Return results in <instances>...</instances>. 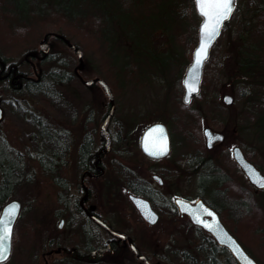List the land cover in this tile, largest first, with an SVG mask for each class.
<instances>
[{
  "label": "rangeland",
  "instance_id": "obj_1",
  "mask_svg": "<svg viewBox=\"0 0 264 264\" xmlns=\"http://www.w3.org/2000/svg\"><path fill=\"white\" fill-rule=\"evenodd\" d=\"M38 1L41 3V0ZM49 1V5L54 2ZM76 4L85 6L87 3L79 0ZM108 4L112 10L116 11L115 1H110ZM165 5L173 11L171 18L167 15ZM33 7L36 8L35 4ZM13 8L11 0H0V50L6 54H20L25 47L37 44V41L49 31L55 30L63 33V30L58 28L60 26L58 23L64 26L67 23L51 20L48 15L43 17L35 8L33 9L35 11L30 12L28 17L23 18L9 13ZM195 10L194 0H142L134 4L133 18L127 15L128 19L120 20L119 25L123 27L122 32L119 31L118 24L113 25L114 29L118 30L115 32L117 38H114V42L115 46H118L119 57L115 62L110 56L112 50L108 47V40L101 34L98 37L94 33H88L89 30L66 28L65 32L68 35L82 37L84 69L79 70L80 60L74 51L61 48L62 43L53 40L55 43L53 50L62 49L64 59L37 62V66L40 72L50 67L59 69L65 66L74 74L70 82L60 87L63 92L62 104L57 105L43 95L27 96L21 104L30 106L50 121L66 123L73 129L75 137L72 142V152L64 172L72 185L71 194H74L80 192L81 172L77 163V145L82 128L85 127L83 119L92 116L94 120L89 121L86 126L87 128L97 127L99 133L102 117L109 103L104 89L99 84L88 86L82 79L97 76L104 78L111 86L117 105V111L110 124L111 134L114 136L118 131L126 132V127H129L128 123L132 122V119H134L133 123H136V129L132 143L124 145L121 141L123 145H119L113 139L109 151L103 158L106 171L101 176V181L109 182V184H103L102 207L99 205V210L111 219L114 227L130 230L135 235L138 245L151 255V261L154 264H165L159 260V257L172 264H178L185 257L184 249L187 251L190 249L195 254L196 245L199 242L198 237L185 228L182 233L184 241L173 243L172 240L174 239L175 242L176 236L172 235L175 232L172 228L176 226V221L171 226V218H163L157 224L150 226L142 219L128 197L130 190L127 189V184H111L113 182H110L116 174V162L123 160L121 155L129 160V162L123 160L125 165L136 166L142 175L149 173V165L153 162L142 155L139 144L140 136L146 125L163 119L171 128L173 151L168 159L160 160L157 164H166L171 168L178 164L179 170L183 172V178L176 180L174 176L169 180L177 184L179 182L184 186L193 181L187 165L194 158L204 157L210 160L206 163V167L198 172V176L201 171H208L211 167L215 172L226 174L227 180L223 184H225L227 193L233 202L242 203V206L236 207L237 213L231 214L226 211L225 219L249 253L257 259L259 264H264V189L255 190L233 154V146L241 145L248 158L264 173V139L260 138L258 133L249 136L245 132L257 116L264 113V102H254L253 105L247 101L248 96L240 94L242 88L245 87H242L237 82V76H234L236 66L234 49L232 46L227 47V42L234 45L237 41L232 42L235 40L223 37L218 40L215 47L221 52V55H216L220 57V65L216 68L213 66V69L219 71L220 83L218 86L211 84L213 88L209 87V82L203 85V95L199 98L193 97L190 103L195 109L203 110L202 119L195 118L190 122H185L184 110L181 111L180 103L184 94L182 78L192 60L202 19L195 15ZM15 19L18 21L14 25L20 26L18 32L10 26ZM168 48L177 49L180 52L173 51L175 56L167 52ZM138 56L140 59L137 60ZM168 57H175L177 59L175 64H172L171 68L160 66V63ZM128 62H130L129 67L123 69L125 63ZM24 68L31 70V65L24 64ZM76 71L82 78L77 75ZM2 85L4 84L1 82L0 91L6 92ZM226 92L235 97V103L232 106L225 104L222 99ZM10 110L11 107L7 106L5 116L0 121V136H3L9 147L13 148L12 151H20L26 157L32 149V143L23 137L25 129L22 131V127L18 124L15 115H11ZM75 116L82 117V120L75 121ZM223 125L228 130L227 136L225 135L224 140L218 141L212 148H207L204 128L210 126L225 134ZM29 166L31 171L27 173H32V179L24 180L11 196V198L22 200L23 205L20 218L14 228L11 257L6 264H45L44 257L49 259L51 264H67L69 259L66 263L58 261L63 259L64 252L50 255L48 251L56 249L57 241L62 239L64 243L67 242L66 238L71 239L73 244L79 242V228L84 221V216L79 213L75 216L66 213L64 202L59 200L60 189L53 184L54 181L50 175L35 160L31 161ZM202 175L206 173L200 174V180ZM24 178H27L26 174ZM214 178L219 179L220 177L216 175ZM195 181L197 185H201L198 184L196 178ZM179 190L185 194L189 192L183 186ZM229 204L236 205L232 202ZM241 208L244 209V213L239 215ZM69 216L75 217L74 220L69 221ZM63 217L66 220L60 227L59 222ZM98 233L100 238L109 236L105 231H98ZM169 246L180 249L177 252L165 251L163 255L160 251ZM106 257L102 264H143L137 259H132L130 253L128 254V249L124 246H120L118 252L106 255ZM168 262L167 264H170Z\"/></svg>",
  "mask_w": 264,
  "mask_h": 264
},
{
  "label": "flooded vegetation",
  "instance_id": "obj_2",
  "mask_svg": "<svg viewBox=\"0 0 264 264\" xmlns=\"http://www.w3.org/2000/svg\"><path fill=\"white\" fill-rule=\"evenodd\" d=\"M65 38H67L69 42L66 41ZM53 40L59 41L60 43H62L61 48H68L69 51H74L77 56L78 52L75 47H78L82 51V55L84 58V52L82 48L77 45V43L73 42V40H70L62 32L55 30L49 31L48 33L44 34L37 41V44H32L31 46L25 47L24 50L18 55H12V53L6 54L0 50V83L2 82V84H4L2 86L6 90V92L0 91V107L2 112L0 121L5 116V110L7 106H10L11 115H15L16 120H18V124L22 127V131H24L25 129V131L23 132V137L30 140L32 143V149L31 151H29V153H27L26 157L24 153L16 151L20 153L23 157V162L25 165L22 171H24L25 173L31 171L29 166L31 161H37L40 167L50 175L52 181H54L53 184H56V186L59 187V200L64 202L65 212L74 214V216L78 213L84 216V221L82 222V225L79 228V242L73 244L71 243V239L68 240L66 238V243L70 242L69 244H66L63 242V239L59 241L56 240L59 245L57 244L56 249L53 248L48 251V253L52 255L54 253L59 254L64 252L63 259H60L58 261H63L66 263L69 259L67 264H73L72 262H75L76 264H102L104 258H107L106 255L114 254L120 250V246H124V248L128 249V254L130 253V257L132 259H137L140 263L143 264H147V261L154 264L151 261V255L148 252L144 251L141 246L138 245L139 243L136 241L135 235L131 233L130 230H122L116 226L114 227V224L111 222V219L108 216L104 215L98 208L99 205L102 207L101 200H103V184H109V182H102L101 176L106 171V166L105 162L103 161V158L110 149L111 141L115 139V141H117L119 145H123L121 144V141L124 142V145L132 143L136 129V123H133L134 119H132V122L128 123L129 127H126V132L122 133L118 131V133L114 134V136L111 134L110 124L113 121L114 114L117 111L115 96L113 104L109 100L107 110L102 117L99 133L97 131V127L87 128L86 126L89 121L92 122L94 120L92 116L90 118L85 117L83 119V124L85 125V127L82 128V133L77 145V163L78 168L81 172L79 182L80 192H76L74 194H71L72 185L70 184V180L64 172V170L67 168V165L69 163V156L72 152V142L75 137L73 129L66 123L63 124L61 122L55 123L53 121H50L45 118L42 114H38L37 112H35L30 106L21 104L27 96L36 97L43 95L51 99L44 93H38L37 91L30 89L28 83L31 80L40 79L41 72L39 71L37 62H46L49 59H64V56H62V49L58 51L53 50L55 44ZM71 44H73L74 46H72ZM27 63L31 65V70H26V68H24V64ZM83 69L84 67L79 70ZM69 72L72 74L73 78L74 74L71 72V70H69ZM76 73L77 75H79L77 71ZM79 76L82 78L81 75ZM82 80L88 86L99 84L104 89L103 85H101V83H99L98 81H95L92 84H87V79ZM63 85L65 84H60L56 86L58 95L57 97L56 95H54L55 100L51 99L57 105H61V101H63V92L60 89V87ZM55 92L54 94H56ZM113 106L114 111L111 114L106 130L104 131V121L108 112ZM74 120H82V117L75 116ZM156 121L166 122L163 119H158ZM148 125H146V127ZM167 125L171 137L170 152L162 157H152L147 155L141 148V134L139 144L142 155L146 159L153 162L152 165H149V173L146 175H142L137 170L138 168L136 166L133 167L129 166L128 164L125 165L123 163V160H125L126 162H129V160L125 159L124 156L121 155L123 160L121 159L122 161L116 162V174L115 176H113L110 182H113L111 184H127V189L130 190V192L128 193V197L133 202L134 206L140 213L142 219L146 221L150 226L157 224L158 222L163 220V218H171V226L176 221V226H173L172 228V230H175L172 235L176 236L175 242L174 239L172 240L173 243H179L184 241L182 233H184L185 228L188 232L190 231V233L198 237L199 242L196 245L197 248L195 254H193L192 250L190 251V249L188 251L184 249L183 254L185 255V257L182 258V261H179L178 264H216L212 259L214 254V256L218 258L219 264H231L230 249L227 246L221 244L217 240L214 232L207 227V225L214 219L212 213L207 210L209 208L210 210L214 211L217 214V217H219L220 221L225 225V227L231 233L234 234L227 220L225 219V212L229 211L231 212V214L237 213V208H240L242 206V203L233 202V199L230 198V196L228 195L225 184H223L227 180L226 174H223L221 172H215L214 170H212L213 167H211L208 171L200 172V174L206 173V175H208V180H200V174L198 176V172L200 170H203L204 167H206V163L210 162L209 159L204 157L194 158L187 165V167L190 168V177L193 180L190 181L191 184H187L184 186V184H180L179 182L177 184L169 180L174 176L176 177V180L178 178L181 180L183 178V172L179 170L180 168L178 167V164L174 166V168H171V166H168L166 164H157V162L160 160L168 159L171 155V152L173 151V139L171 128L168 123ZM105 132H108V136L105 135ZM41 134H43V136L47 135V141L50 140L48 141L49 148H45V152L49 157H52L54 161H57V163H59L53 166L55 169L52 170V172H48L47 170H45L43 168V165L40 163L39 159L36 157L39 152V143H35L34 140H40ZM1 138L4 139L3 136ZM87 138H91L93 143L91 146V152L88 157L89 159L86 162L82 159L81 145L83 141ZM56 139L61 142L60 147H58L57 149L56 144L53 143ZM98 141H100L99 144ZM7 146L8 150L11 151L10 153L17 155L16 152L12 151V147H9L8 144ZM57 156L58 158H56ZM27 160L29 162H27ZM202 162L204 163L202 164ZM240 168L242 169L241 166ZM216 175L220 177V180L214 178L216 177ZM245 175L247 176L246 173ZM195 178L198 184L201 185L196 184ZM120 179H122L123 181H121ZM116 180H118V182H116ZM215 180L217 181L216 183ZM252 185L254 186L256 191L264 189L257 187L255 184ZM182 186L189 191L187 194H185L184 192H180L179 188ZM117 192L119 191L117 190ZM131 195L142 196L147 198L151 202L152 207L158 213V219L155 222L146 219L134 203L133 199L131 198ZM10 198L11 197H9L2 204V206ZM200 198L207 205L206 207L195 206V204ZM178 199H184L190 202L192 209L197 210L198 214L200 213L199 222H196L189 212L182 209V207L177 203ZM231 202L235 203L236 205H230L229 203ZM2 206L0 207V211ZM243 213L244 209L242 210L241 208L239 211V215ZM19 218L17 219V222ZM74 218L75 217L73 216L68 217L69 221H71V219L74 220ZM65 220L66 218L64 217L60 220V227L65 223ZM177 221H180L181 223H178ZM103 222H105L109 227H111L112 230L105 226ZM98 231H105L108 233L109 236L106 238H100ZM63 243L65 245H63ZM134 245L137 247L138 253H136L133 249ZM179 249L180 248L175 249V247L169 246V248L161 250L160 252L165 255V251L177 252V250ZM107 252H109L110 254ZM140 255H145V258H141ZM163 255L161 254V256ZM159 260H161V262L165 264H167L168 262L167 260H164L161 257H159ZM44 263L51 264L49 262V259H47L46 257H44ZM168 263L172 264L171 262Z\"/></svg>",
  "mask_w": 264,
  "mask_h": 264
},
{
  "label": "trees",
  "instance_id": "obj_3",
  "mask_svg": "<svg viewBox=\"0 0 264 264\" xmlns=\"http://www.w3.org/2000/svg\"><path fill=\"white\" fill-rule=\"evenodd\" d=\"M11 1L13 2L14 8L12 9V11L10 10L9 13L13 15L26 18L28 17L30 12L32 13L35 11L33 10L35 8L33 7L35 4V9H37L38 14H42L43 17L48 15V18L51 20H55L58 22H67L66 26L68 27L64 26L61 23H58V25L60 24L58 28H61V30H63V34L70 40H73V42L77 43L79 47H81L83 44L82 37H72L68 35L65 32L67 31L66 28L89 30L88 33H94L98 37L101 34V36L105 37V39L108 40V47L110 48V50H112L110 56L113 58V62H115L116 60H118L119 57V49L118 46H115L114 42V38H117L115 32H117L118 30H115V27L113 25H119V23L121 22L120 20L128 19L127 15L129 16V18H133V16L135 15L133 13V5L136 3L138 4V2L142 0H119V2H117V0H101V2L99 0H83V2L85 1L87 3L85 6L77 5L76 3L79 0H53L54 2L51 5H49V0H41V3H39L40 1L38 0ZM110 1L116 2L118 10L116 9L115 11L112 10V7L110 8L108 4ZM164 7L167 8V15L171 18L173 16L172 9L168 8L166 5ZM4 8L6 9V7ZM195 11V15L201 17L197 10ZM17 21L18 20L15 19L10 25L12 26L11 28L14 29L16 32H18L17 30L20 29L19 25H14L15 23H17ZM82 30L80 31L82 32ZM122 30L123 27L119 25V31L122 32ZM223 37L235 40L232 42L237 41V44L234 45L230 44V42H227V47L232 46V49H234V58L236 62L234 76H237V82L240 83L242 87H245L242 88L243 90L242 92H240V94L243 96H248L247 101L251 102L253 105L254 102L258 103L262 101L263 103L264 0L237 1V6L234 10L231 19L225 23L220 37L211 47L209 58L206 60L204 65L201 90L194 97L199 98L203 95L204 84L209 82V87H212L211 84L213 86H218V84L220 83L219 71L213 69V66L216 68L217 65H220V57H216V55L220 54L221 52L220 50L217 51L215 47L218 43V40ZM196 42H198V40ZM167 50V52L175 56L176 54L173 51H179L177 49L172 50V48H168ZM164 51L166 52V50ZM216 58L217 60H215ZM136 59H140L139 56L136 57ZM176 61L177 59L175 57H168L165 61L160 63V66H169L171 68V65L175 64ZM129 64L130 62L125 63L123 69L129 67ZM70 80H72V74L69 72V69H67V67H60L59 69H56L55 67H50L41 71L40 79L31 80L29 81L28 85L30 89L37 91L38 93H44L51 99L55 100L54 95H56V97L58 95L56 86L60 84H66ZM216 88L219 89L220 87ZM54 92L56 94H54ZM180 103L182 105L181 111L184 110L183 117L185 118V122H190L195 118H199L200 120L202 119V116L204 114L203 110L195 109L193 107V104H190L191 102H186L184 100V94L183 100ZM233 104H231V106ZM224 119L227 118L224 117ZM185 122L184 124H186ZM223 130L225 132V135L227 136L228 130L224 127V125ZM245 132L248 133L249 136L258 133V136L264 139L263 112L260 116H257L251 126H248ZM40 138V140H34L35 143H39V152L36 157L39 159L40 163L43 165V168L45 170H47L48 172H52V170L55 169L53 166L59 163H57V161H54L53 158L49 157L45 152V148H49L48 141L50 140L47 141L48 136H43V134H41ZM53 143L56 144V149L60 147L61 142L59 140L56 139ZM92 143L93 141L91 138H87L83 141L81 145L83 161H88ZM7 147L8 146L5 140L0 137V207L9 197L13 195L18 185H20L24 180L32 179L31 172L25 173L24 171H22L25 164L23 162V157L21 156V154L16 152L17 155H14L10 153L11 151L8 150ZM56 158H58V156ZM25 174L27 178H24ZM201 177L202 181L208 180V175H202ZM218 180H220V178ZM214 255L212 259L216 264H219L218 258H216ZM0 264H6V262H2ZM231 264H239L232 254Z\"/></svg>",
  "mask_w": 264,
  "mask_h": 264
},
{
  "label": "water",
  "instance_id": "obj_4",
  "mask_svg": "<svg viewBox=\"0 0 264 264\" xmlns=\"http://www.w3.org/2000/svg\"><path fill=\"white\" fill-rule=\"evenodd\" d=\"M194 1H195L196 10L200 14L202 19H201V22L198 28V42L193 50L192 60L187 66L186 71L182 78V83L184 86V100L188 103L191 102L193 97L200 92L201 84L203 80L204 65H205L206 60L209 58L211 47L216 42V40L220 37L223 26L225 25L226 22H228L231 19L234 13V10L237 6V0H235V7L231 14V17L224 20L219 30V34L211 38V40L209 41V47L207 49L206 57L202 59L201 65L199 67H196L195 66V54H196V50L200 47V44L203 42V39H204V33L202 31V24L205 20V17L201 14L199 7L197 6L196 0ZM65 39L66 41L69 42L67 38ZM71 45L74 46L73 44ZM75 48L78 52V56L80 60V64L78 68L82 69L84 67V58L82 55V51L78 47H75ZM95 81H98L99 83H101V85H103L105 92L107 96L109 97L110 102L113 104L114 95H113V92H112V89L109 83L104 78H101V77L87 79L86 83L92 84ZM189 84L192 85L191 89L189 88ZM229 97L231 99H229ZM222 99L224 103L227 105H231L235 101L234 95L229 92L224 93L222 96ZM113 111H114V106L111 108V110L108 112L106 116V119L104 121V131L106 130L107 124L109 122L110 116L113 113ZM1 116H2V112H1V107H0V118ZM158 125L161 127H157ZM203 133L206 138L207 148H212L217 141H221L225 138V134L223 132L214 130L210 126H206L203 130ZM105 135L108 136V132H105ZM165 146L167 149L166 151L164 150ZM141 148L147 155L152 156V157H162V156L167 155L171 150V137H170V131H169L167 123L163 121H155L149 124L142 133ZM233 154H234L236 161L239 163V165L242 167L244 172L247 174L250 182L255 184L259 188H264V186H262L264 185V173L259 167L256 166L254 162H252L245 155L243 148L239 144H236L233 146ZM131 198L133 199L134 203L136 204V206L138 207V209L140 210V212L146 219L152 222H155L158 219V213L152 207L151 202L147 198L142 197V196H136V195H131ZM14 202L18 204V207L15 209H12L11 205H13ZM177 203L182 207L183 210L189 212L196 222L200 221L199 220L200 213L198 214L197 210L192 209L189 201L184 200V199H178ZM195 206L196 207H202V206L206 207L207 205L200 198L195 204ZM21 208H22V202L18 198H12L8 200L2 206L1 211H0V222H2L5 219H11V223H12V236H11L10 241L8 242L9 254L7 256V259L10 257V254L12 251V239H13L14 226L20 215ZM12 211L15 212V215L9 217V212H12ZM207 211H210L211 213H215L209 208ZM213 216H214V219L208 224V225H211V227H209L208 225L207 227L214 232L217 240L221 244L227 246L230 249L232 255L239 262V264H259L258 261L248 252V250L244 247V245L239 241V239L225 227V225L220 221L219 217H217V214L215 213V215ZM103 224L112 230V228L109 227L105 222H103ZM133 249L135 250L136 253H138V249L135 245L133 246ZM140 257L145 258V255H140ZM7 259L0 260V263L6 261ZM147 264H152V263L147 261Z\"/></svg>",
  "mask_w": 264,
  "mask_h": 264
},
{
  "label": "snow or ice",
  "instance_id": "obj_5",
  "mask_svg": "<svg viewBox=\"0 0 264 264\" xmlns=\"http://www.w3.org/2000/svg\"><path fill=\"white\" fill-rule=\"evenodd\" d=\"M196 2L201 14L205 17V20L202 24L204 39L200 44V47L196 50L195 54V66L199 67L202 63V59L207 55L209 41L213 36L219 34V30L224 20L231 17V14L235 7V0H196ZM189 88H192L191 84H189ZM229 99L231 98L229 97ZM157 127L161 126L158 125ZM164 150H167L166 146ZM17 207L18 204H16L15 202L13 203V205H11L12 209H15ZM13 215H15L14 211L9 212V217ZM212 215H215V213H212ZM208 226L211 227V225ZM11 236V219H5L0 222V260L7 259V256L9 254L8 242L10 241Z\"/></svg>",
  "mask_w": 264,
  "mask_h": 264
}]
</instances>
